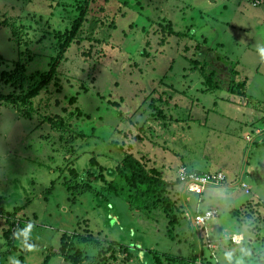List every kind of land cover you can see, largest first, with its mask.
I'll list each match as a JSON object with an SVG mask.
<instances>
[{
  "label": "rangeland",
  "instance_id": "obj_1",
  "mask_svg": "<svg viewBox=\"0 0 264 264\" xmlns=\"http://www.w3.org/2000/svg\"><path fill=\"white\" fill-rule=\"evenodd\" d=\"M70 1L0 0V72H14L20 52L33 58L26 75L48 68L56 31H45L69 24ZM260 47L264 0H92L54 79L29 99L32 109L0 101V264H72L67 256L97 254L105 264H156L154 255L168 264L165 254L196 264H264ZM235 82L245 83L243 94L227 91ZM10 93L21 95L0 80V95ZM144 145L145 163L153 158L170 182L173 227L159 209L130 210L123 196L66 192V180L105 185L94 176L100 165L117 183V163L128 151L143 154ZM184 167L224 179L188 191L176 177ZM25 197L34 198L25 206ZM211 208L210 220L193 223L196 211ZM15 219L10 249L3 232ZM79 235L126 250L101 252Z\"/></svg>",
  "mask_w": 264,
  "mask_h": 264
},
{
  "label": "trees",
  "instance_id": "obj_2",
  "mask_svg": "<svg viewBox=\"0 0 264 264\" xmlns=\"http://www.w3.org/2000/svg\"><path fill=\"white\" fill-rule=\"evenodd\" d=\"M91 2L92 0H71L69 3L71 8L68 11L71 12L73 15L69 19V24L60 29H52L51 31H45L51 32L52 34L54 31H56L53 34V36H55L56 38V42L54 43L52 54H50L49 56V60L47 63L48 68L46 70H36L32 75H26L24 72L25 68L33 58H31L32 56L29 52H20L21 57L17 60L14 72L9 74H7L5 71L0 72V80L9 83V85L15 87L17 86L21 92V95L16 96L11 93L7 95H0V101H8L10 103L20 101V103H26L28 105L30 104L29 106H27V109H32V104L30 103L29 99H33L34 97H36L40 93V91L43 88L47 87L50 82L54 79L56 69L60 61L64 59V53L66 49L71 44L75 34L77 33L84 19H86L87 8H89ZM70 21L72 22V25L69 28ZM21 39L23 46L28 47V43L30 42V40L20 38L18 43H21ZM206 82L211 83V77L208 76L206 78ZM244 85V82H235L234 85L228 86L227 91L231 92L232 94L241 95L243 94ZM263 133L264 128L256 135L259 136ZM144 159L146 160V154L136 156V154H134L133 152L128 151V153L124 155V157L120 160V162L117 163L114 169L115 178H117V183H120L119 186L117 185V183H115V181H109V179L105 177L102 171L103 167H101L100 165L97 174H94L91 169H87V171H89V175H92L93 173L95 177H98V179L103 180V182L106 183L107 181L105 185H101V187L96 188L93 183L89 182V184H87L83 183V181L81 182L83 183L82 185H80V183L76 186L75 183H73L74 186L71 187L69 184H66L69 183V180H66L64 183V187L66 188L67 193H74L73 197L75 198L86 191L91 193H97V195L101 196L104 199L110 197L111 195L123 196V199L125 200L130 210L143 211L147 215L151 214L152 211H154L155 209H159L164 214L166 219H168V222L171 224V227H173L175 224H177V222L179 223V216L176 213L177 209L175 208L173 202L166 195V189L170 182L166 181V179L163 178L158 169L154 167H148ZM70 171L77 175V172L74 169L71 168ZM124 187L126 189L131 190L133 193L128 195L122 193L124 192ZM51 193L52 192L50 191H48L47 194L45 193V195H43V199L47 200L48 196ZM33 198L34 197H25L24 205L26 206L31 200H33ZM17 222L18 221H16V219L15 221H12L10 223L9 228H7L5 232H3V236L6 240L5 246L9 248L11 246L10 249H14L15 247V245L13 246V244L16 240L15 233H17L18 231V227L16 226ZM13 232L14 234H12ZM77 238L79 239V242L82 241L86 244L93 243L94 245L98 246V249L101 252H103L106 247V250L108 251L113 246L122 245L116 241H108L107 246L103 248V246L99 242V239L95 238V236L79 235ZM122 246V250H126V245ZM16 249L17 248H15V250ZM153 257L155 259L156 264H160V261L157 256L154 255ZM164 257L165 260L168 261V264H196L197 262L194 258L178 257L173 254H165ZM100 258L101 257L99 256V254H97V256L95 257L84 256L81 259H73L71 256H67L65 260L72 264H81L86 260L93 259L94 262L92 264H105L100 260Z\"/></svg>",
  "mask_w": 264,
  "mask_h": 264
},
{
  "label": "built area",
  "instance_id": "obj_3",
  "mask_svg": "<svg viewBox=\"0 0 264 264\" xmlns=\"http://www.w3.org/2000/svg\"><path fill=\"white\" fill-rule=\"evenodd\" d=\"M178 180L184 184V188L188 191H200L206 186L215 185L224 179V175L221 172L214 173H197L188 171L185 168H180L177 172ZM187 187V188H186ZM216 214V210L211 208L210 210H200L195 212L192 217V221L195 225H203L210 220Z\"/></svg>",
  "mask_w": 264,
  "mask_h": 264
},
{
  "label": "crops",
  "instance_id": "obj_4",
  "mask_svg": "<svg viewBox=\"0 0 264 264\" xmlns=\"http://www.w3.org/2000/svg\"><path fill=\"white\" fill-rule=\"evenodd\" d=\"M146 143V142H145ZM146 145V144H145ZM145 145H144V150H145V152H143V154H147L148 153V156H146V160L148 159V158H150L151 159V157H150V152L148 151V149H146V147H145ZM142 155V153L141 154H137L136 153V156H141ZM154 159L152 158V160H150L149 161V163H152V165H148L147 164V166L148 167H154V168H156V169H158L159 170V172H160V174L163 176V173H162V171L158 168V167H156V165L154 164ZM185 168V167H184ZM178 169V168H177ZM192 172H194V171H192ZM205 173H214V172H209V171H204ZM217 172H221V171H217ZM177 173V172H176ZM223 174V173H222ZM177 176V175H176ZM164 178V177H163ZM165 179V178H164ZM239 181V180H238ZM241 182V181H240ZM264 234H262L261 235V238H262V236H263ZM262 243V245H263V247H264V237H263V241L261 242Z\"/></svg>",
  "mask_w": 264,
  "mask_h": 264
},
{
  "label": "clouds",
  "instance_id": "obj_5",
  "mask_svg": "<svg viewBox=\"0 0 264 264\" xmlns=\"http://www.w3.org/2000/svg\"><path fill=\"white\" fill-rule=\"evenodd\" d=\"M258 52H259V54L262 56V57H264V47H260V48H258ZM30 227V226H29ZM229 256H230V254H229Z\"/></svg>",
  "mask_w": 264,
  "mask_h": 264
}]
</instances>
